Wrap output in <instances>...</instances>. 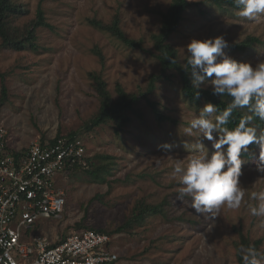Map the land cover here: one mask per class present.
<instances>
[{"label":"rangeland","instance_id":"1","mask_svg":"<svg viewBox=\"0 0 264 264\" xmlns=\"http://www.w3.org/2000/svg\"><path fill=\"white\" fill-rule=\"evenodd\" d=\"M19 2L28 11L18 23L21 28L36 19L42 4L53 29L39 30L37 51L3 48L0 39V74L8 89L0 122L8 130V147L25 151L34 143L76 132L87 141L89 157H101L96 166L109 165L102 172V182L86 179V175L62 176L59 183L67 198L63 218L39 221L50 230L51 240L83 228L105 230L112 233V247L119 255L115 264H238L234 242L239 229L252 240L264 241V218L250 213L258 203L252 193L264 191V172L257 167L260 145L254 160L242 158L240 180L245 196L238 210L225 206L210 220L176 200L182 185L174 167L177 162L187 163L198 142L184 129L205 103L195 105L184 96L175 70L163 73L155 90L148 91L152 77L162 74L152 36L160 32L161 14L171 0ZM188 2L177 32L167 41L183 66L185 47L192 38L219 35L226 36L230 45L226 51L236 60L253 65L264 62V16L249 20L240 17L238 9L222 10L207 0ZM115 17L128 38L143 40L142 49L129 48L90 23L111 25ZM248 38L256 42L245 51L232 48ZM94 72L102 75L114 100L119 97L118 85L128 94L146 95L128 112L132 121L119 135L112 123L89 131L85 127L101 105L89 77ZM155 109L168 120L160 121ZM165 143L172 145L170 151L161 148ZM204 144L211 153L212 142L205 140ZM139 202L161 211L128 225ZM123 226L126 230L116 233Z\"/></svg>","mask_w":264,"mask_h":264},{"label":"clouds","instance_id":"2","mask_svg":"<svg viewBox=\"0 0 264 264\" xmlns=\"http://www.w3.org/2000/svg\"><path fill=\"white\" fill-rule=\"evenodd\" d=\"M238 15L249 20L264 16V0H234ZM230 47L225 35L214 38H192L186 45L184 70L190 75L199 99L202 89L211 88L214 96L231 97L222 111L211 102L205 103L184 132L198 139L196 151L187 163L177 162L174 175L182 185L176 200L188 204L195 213L214 220L223 207L238 210L245 196L241 184L242 154L249 153V145L256 143L259 153L258 171L264 172V131L251 126L253 117L264 121V62L238 61L227 51ZM174 62V61H172ZM247 108L251 115L243 116L238 125L229 128L234 110ZM212 142L211 153L204 141ZM162 149L170 151L171 144ZM246 159V158H245ZM248 160V159H246ZM249 160V161H251ZM258 203L250 208L254 217L264 218V191L253 192ZM243 264H264V252L254 246L240 249Z\"/></svg>","mask_w":264,"mask_h":264},{"label":"built area","instance_id":"3","mask_svg":"<svg viewBox=\"0 0 264 264\" xmlns=\"http://www.w3.org/2000/svg\"><path fill=\"white\" fill-rule=\"evenodd\" d=\"M0 122V264H114L112 236L83 229L53 242L35 235L40 220L63 218L67 198L60 179L89 158L82 136L63 135L11 150Z\"/></svg>","mask_w":264,"mask_h":264},{"label":"trees","instance_id":"4","mask_svg":"<svg viewBox=\"0 0 264 264\" xmlns=\"http://www.w3.org/2000/svg\"><path fill=\"white\" fill-rule=\"evenodd\" d=\"M46 0H42V3ZM209 3L218 7L219 9H237L234 0H207ZM190 7L188 0H171L170 7L165 13H162V27L160 32L152 36V41L155 47V56L159 60L162 74L159 76H153L149 86L150 92L154 91L156 86L155 83L163 77V73L169 70H175L182 80V92L184 96L195 105H200L201 103L211 102L217 105L218 109L221 111L227 107L231 100L228 96H214L212 95L211 89H202L200 91L199 99H196L197 89L193 88L190 75L185 72L184 66L178 60L177 50L167 41L170 36L177 32L180 23L183 20V14ZM28 15L26 8L19 2V0H0V39L1 46L3 48H11L16 51H37L38 46V32L45 28L53 29V26L47 21L45 16V11L40 4L37 11V17L28 26L21 28L18 23ZM91 25L98 27L104 31L110 33L114 38L122 42L129 48L142 49L143 40H134L126 36L120 27V20L115 17L111 25H105L102 22L96 20H90ZM256 42V39L248 38L245 42L236 44L232 46L233 49L239 51H245L248 49L252 43ZM99 55H101L98 52ZM102 63L103 59L101 58ZM174 61V62H172ZM90 79L94 83V87L97 91L100 109L98 114L91 119L90 123L86 124L87 130H92L102 125H108L110 123L114 124L115 132L119 135L123 129L131 123L132 119L128 115V112L134 110L136 103L140 101L142 97L146 95L139 96L137 94H128L125 89L118 85L119 97L114 100L111 93L108 90L107 83L103 79L100 73L94 72L89 74ZM2 80V98L0 99V107L4 104L8 96V89L5 84V79L2 74H0ZM170 79V77H165ZM150 105L155 108V105L150 103ZM157 118L160 121H167L168 117L163 116L158 110H154ZM251 115L247 108L234 110L232 116L229 118V124L227 125L230 129L238 125L240 119L243 116ZM251 126H255L258 131H264V121L253 117L251 121ZM69 138L76 136H81L76 132L68 134ZM60 137V136H59ZM83 137V136H82ZM45 143V142H42ZM256 143L249 145L250 152L242 154L243 158L251 160L256 154ZM101 159L99 156H93L86 159L87 165L82 167L78 166L74 170L67 173V176H73L79 174L80 176H85L86 179H91L96 182H102L105 180L103 171L109 169V165H103L100 167L96 166V160ZM161 210L159 207L145 205L144 202H139L134 209L133 217L128 222V225L136 222H140L144 219L147 214H157ZM95 230L100 233L112 235L105 230H97L94 228H83ZM81 229V230H83ZM125 226L121 227L116 231H125ZM239 238L234 242V247L236 249V259L238 264H243L240 249L247 248L249 246H254L259 251L263 252V239L252 240L249 235H246L242 229L238 230ZM64 237V236H63ZM116 263V262H115ZM114 263V264H115Z\"/></svg>","mask_w":264,"mask_h":264},{"label":"crops","instance_id":"5","mask_svg":"<svg viewBox=\"0 0 264 264\" xmlns=\"http://www.w3.org/2000/svg\"><path fill=\"white\" fill-rule=\"evenodd\" d=\"M43 226H41V224L40 223H38L37 225H36V227L34 228V230H33V233L35 234V235H45V236H49V232H50V230L48 229V228H42ZM60 238H57V240H52L53 242H57L58 240H59Z\"/></svg>","mask_w":264,"mask_h":264}]
</instances>
